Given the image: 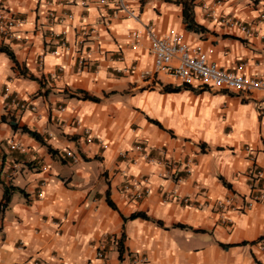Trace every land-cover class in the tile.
Segmentation results:
<instances>
[{"label": "crops", "instance_id": "0c3cea01", "mask_svg": "<svg viewBox=\"0 0 264 264\" xmlns=\"http://www.w3.org/2000/svg\"><path fill=\"white\" fill-rule=\"evenodd\" d=\"M123 1L135 16L115 0H0V13L21 19L0 33L16 59L0 52V264H264V201L245 205L260 184L248 173L264 176V87L199 90L158 73L150 88L141 77L153 70L149 25L264 79V0H192L202 31L186 29L176 0ZM92 28L98 39L80 36ZM136 212L148 218H128Z\"/></svg>", "mask_w": 264, "mask_h": 264}, {"label": "built area", "instance_id": "2783aa9c", "mask_svg": "<svg viewBox=\"0 0 264 264\" xmlns=\"http://www.w3.org/2000/svg\"><path fill=\"white\" fill-rule=\"evenodd\" d=\"M220 3V0L217 1ZM116 8L124 9L128 15L135 16V14L125 6L123 0H115L113 3ZM49 15L53 16L52 12ZM260 18H264V14L260 15ZM21 22V19L6 17L5 13H0V33L4 35L10 34L12 28L17 26ZM221 24L227 27H237L245 34H249L251 30L246 27L239 19L233 17L220 18ZM144 31L150 40V53L153 56V70L144 71L141 74L146 87H152L156 84V76L158 73H164L171 79H174L181 87H195L199 90H226L233 92L249 93L253 90L264 87V79L249 77L244 74H240L236 71L224 70L219 68L215 63L209 62L205 53L201 51L198 46L188 44L184 35L179 31H170L163 36H156L151 26L144 27ZM80 36H91L94 39H98V34L95 29L92 28L89 31L81 30ZM141 31L132 30L130 37L133 39L131 43V49L135 50L138 47V39L140 38ZM65 45V42H64ZM66 49L69 47L66 45ZM58 53L57 49L52 51V54ZM4 94L6 98L10 95L7 94L8 87H5ZM12 104L16 107L25 109L28 104L25 101L19 100L16 96L11 97ZM34 109L35 107H30ZM62 110L63 108L60 107ZM11 148H18V143L11 142ZM137 149L143 148L137 146ZM124 154V153H121ZM66 155L72 158H76L71 151H66ZM150 157L147 158L149 160ZM151 161V159H150ZM170 165L169 161L165 162ZM187 172L190 171L189 165L185 166ZM248 175L252 178L254 183H259L257 192H250L245 201L246 207L249 209L252 205L262 200L264 201V176L262 171H250ZM261 179V180H260ZM254 188V186H251ZM149 189L144 188L143 191L136 193V197L140 198L144 193H148ZM185 201L187 199H184ZM231 203L230 199H216L215 205L218 209H223ZM261 248L264 249V242L260 243ZM143 257L140 259H134L132 264L143 262ZM37 264V263H35Z\"/></svg>", "mask_w": 264, "mask_h": 264}, {"label": "trees", "instance_id": "16d2710c", "mask_svg": "<svg viewBox=\"0 0 264 264\" xmlns=\"http://www.w3.org/2000/svg\"><path fill=\"white\" fill-rule=\"evenodd\" d=\"M191 1L192 0H176V2L178 3H181L182 6H183V20L185 22V27L187 30H194V31H202L204 29L203 26L199 25L198 23H196L193 19V16H192V10H191ZM0 52H5L11 59L12 61L16 62V59H15V56H14V53L13 51L8 47V46H5V45H1L0 46ZM181 89V87H177V86H171V85H166L163 87V90L165 92H177ZM90 99L92 100H98L97 97H94V96H90L89 97ZM3 121H8L10 123V125L12 126V128H18L17 126V123H15L12 119H6L5 117H2ZM152 122L160 125L157 121L155 120H151ZM21 128V131L22 132H25L27 133L29 136H31L32 138H34L35 140L39 141L41 144L45 145L47 150L54 154L56 153V151L50 147V145H48L42 135L40 133H38L37 131L35 130H31L29 129L28 127L26 126H22L20 127ZM13 188V187H11ZM10 196H11V189H9L8 187L4 189V193H3V198H4V201L1 205V209L4 208L6 205H7V202L10 200ZM108 203L113 206V203L112 201L108 198L107 199ZM143 217V218H148L145 213H142V212H136V213H132L129 215L128 218H136V217ZM157 224H161L160 221H155ZM183 227V226H182Z\"/></svg>", "mask_w": 264, "mask_h": 264}]
</instances>
